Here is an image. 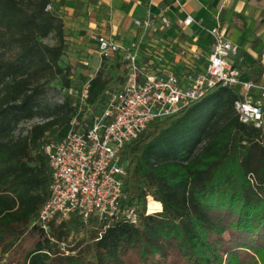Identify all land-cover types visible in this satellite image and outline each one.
<instances>
[{
  "label": "trees",
  "instance_id": "16d2710c",
  "mask_svg": "<svg viewBox=\"0 0 264 264\" xmlns=\"http://www.w3.org/2000/svg\"><path fill=\"white\" fill-rule=\"evenodd\" d=\"M49 5L0 0V264H264V133L240 121L230 88L125 145L124 204L137 208V224L114 223L101 237L78 216L53 223L49 235L33 225L52 181L45 145L65 136L80 107L68 93L51 105L46 92L58 79L62 92L89 79L63 66L65 25ZM50 36L54 44L44 42ZM120 67L103 62L89 105L122 82ZM151 198L157 209L147 215ZM72 235L67 254L61 244Z\"/></svg>",
  "mask_w": 264,
  "mask_h": 264
},
{
  "label": "built area",
  "instance_id": "2783aa9c",
  "mask_svg": "<svg viewBox=\"0 0 264 264\" xmlns=\"http://www.w3.org/2000/svg\"><path fill=\"white\" fill-rule=\"evenodd\" d=\"M170 1L180 13H185L184 18L177 20L178 30L198 24L211 38L209 53L204 54L196 38L188 48L175 50L177 43L167 38L174 29L172 20L163 12L151 10L135 19L140 33L131 41L106 34L95 36L98 67L80 88L63 90L78 99L80 107L65 136L45 145L52 181L49 197L33 225L48 235L53 223L63 225L73 216H78L86 228L96 222L94 229L99 237L114 223L137 224V208L124 204L125 145L138 139L151 123L177 114L216 87L235 90L239 98L234 108L240 121L264 133V83L243 79L234 63L238 48L219 23L204 27L186 13L183 0ZM47 10H52V6ZM155 34L158 37L151 38ZM185 51L189 57L184 65H179L175 59L183 57ZM172 54L176 56L173 61ZM104 61L110 65L120 63L123 80L106 91L101 106H91L90 80ZM82 66L91 68V60H83ZM147 208L146 214H152L149 205Z\"/></svg>",
  "mask_w": 264,
  "mask_h": 264
},
{
  "label": "crops",
  "instance_id": "0c3cea01",
  "mask_svg": "<svg viewBox=\"0 0 264 264\" xmlns=\"http://www.w3.org/2000/svg\"><path fill=\"white\" fill-rule=\"evenodd\" d=\"M183 5L196 23L204 27L219 23L238 48L234 63L242 71L243 79L264 83V0H183ZM51 6L63 19L66 45L79 48L91 43V54L96 53L94 39L99 34L126 42L133 40L140 33L135 19L149 10L163 12L172 20L174 29L168 32L167 38L177 43L175 50L188 48L189 42L196 38L205 55L210 51L211 38L198 24L178 30L177 20L184 18L185 13H180L170 0H52ZM156 37L157 34L151 36ZM188 55L185 51L181 60L175 54L170 59L173 61L176 57L175 61L184 65ZM98 65L92 63L85 71L94 73Z\"/></svg>",
  "mask_w": 264,
  "mask_h": 264
},
{
  "label": "rangeland",
  "instance_id": "374dc122",
  "mask_svg": "<svg viewBox=\"0 0 264 264\" xmlns=\"http://www.w3.org/2000/svg\"><path fill=\"white\" fill-rule=\"evenodd\" d=\"M44 42L47 44H54L56 42L55 37L54 36H50L47 39H44ZM91 45V43L84 45V47H74V46H70V45H66V52L65 55L63 57V66L67 67L69 66L72 69V75L77 76L83 69L85 70V68H83L82 66V61L85 59H89L91 60V62L96 65L99 63L100 58L96 53H90L89 49H93V47L89 46ZM95 68V67H93ZM116 73V69L113 68V75H115ZM45 100L47 101V103L51 104V105H55L57 103H60L63 100V92L61 90V80L58 79L54 82L51 83V85L48 87V90L46 92L45 95ZM29 125H31V123L28 124H24L22 125V128L25 129L27 127H29ZM153 199L151 198V200L148 202L150 205V202ZM148 207V206H147ZM148 209V208H147ZM150 209V206H149ZM157 208L155 206H151L150 209V213H154L155 210ZM81 235V234H80ZM79 236V234H78ZM73 241V235L71 237H69L68 241L64 244H61V248L63 250H66L67 247L69 246H73L71 243ZM67 254L70 253V251L66 250Z\"/></svg>",
  "mask_w": 264,
  "mask_h": 264
}]
</instances>
